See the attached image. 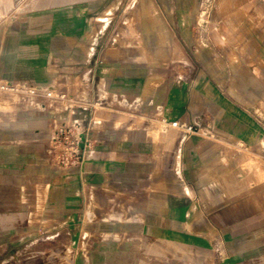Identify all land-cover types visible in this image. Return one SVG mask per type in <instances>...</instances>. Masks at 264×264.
I'll list each match as a JSON object with an SVG mask.
<instances>
[{
  "label": "crops",
  "instance_id": "1",
  "mask_svg": "<svg viewBox=\"0 0 264 264\" xmlns=\"http://www.w3.org/2000/svg\"><path fill=\"white\" fill-rule=\"evenodd\" d=\"M0 82L68 87L93 143L58 172L59 121L0 94V261L264 264V0H0Z\"/></svg>",
  "mask_w": 264,
  "mask_h": 264
},
{
  "label": "built area",
  "instance_id": "2",
  "mask_svg": "<svg viewBox=\"0 0 264 264\" xmlns=\"http://www.w3.org/2000/svg\"><path fill=\"white\" fill-rule=\"evenodd\" d=\"M0 94L20 98L40 110L51 112L59 121L47 149L48 161L58 172L67 173L82 166L85 153L92 148L93 143L89 139L88 128L72 119L70 114L76 108L91 105L77 99L68 87L58 82L42 88L0 82ZM170 126L179 130L183 138L193 134L204 135L196 126L179 122H173Z\"/></svg>",
  "mask_w": 264,
  "mask_h": 264
},
{
  "label": "rangeland",
  "instance_id": "3",
  "mask_svg": "<svg viewBox=\"0 0 264 264\" xmlns=\"http://www.w3.org/2000/svg\"><path fill=\"white\" fill-rule=\"evenodd\" d=\"M3 100L2 105L8 106L6 99ZM66 247L55 245L53 241L30 244L20 248L13 258L0 261V264H69V257L65 254Z\"/></svg>",
  "mask_w": 264,
  "mask_h": 264
}]
</instances>
